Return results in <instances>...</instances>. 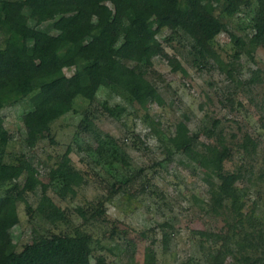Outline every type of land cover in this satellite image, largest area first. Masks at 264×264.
Masks as SVG:
<instances>
[{
	"label": "trees",
	"instance_id": "trees-1",
	"mask_svg": "<svg viewBox=\"0 0 264 264\" xmlns=\"http://www.w3.org/2000/svg\"><path fill=\"white\" fill-rule=\"evenodd\" d=\"M0 11V264H109L104 255H95L93 235L76 226L68 210L48 193L52 188L63 199L74 198L89 183L73 161L71 147L49 168L47 183L25 175L33 165L27 155L6 161L11 136L1 111L25 104L22 121L30 148L48 137L53 122L69 114L80 116L76 131L80 134L91 130L101 110L121 118L128 107L133 114L140 107L141 121L153 128V106L164 105L150 79L155 59L183 72L181 60L167 49L174 39L183 40L196 63H214L232 79L241 56L253 59L256 47H264V0H0ZM243 12H250L248 31L238 35L231 23ZM152 31H165L166 44L157 41ZM223 32L236 46L229 62L217 51V38ZM259 71L253 70L247 83L255 82ZM101 93L120 101L100 103ZM207 135L208 140L201 141L185 120H178L166 135V150L168 156L184 155L214 179L205 199L211 212L225 210L233 218L245 212L246 224L229 227L226 239L212 246L208 264H225L229 257V264H264V219L255 206L248 205L247 196L251 183L264 181V171L255 178L254 167L244 160L256 152L258 141L244 132L241 138L232 136L229 146L221 130ZM138 141L136 136L133 142ZM235 149L244 158L229 168ZM124 151L122 143L107 134L98 152L106 165L115 167L114 160L119 159L129 165ZM112 179L105 183L107 193L76 207L83 222L105 215L108 203L120 192L162 194L143 169ZM38 191L33 205L29 197ZM19 203L25 204L30 217L40 218L45 232L18 251L11 248V230L20 221ZM161 226L166 245L173 224ZM198 233L202 238L207 235Z\"/></svg>",
	"mask_w": 264,
	"mask_h": 264
},
{
	"label": "rangeland",
	"instance_id": "rangeland-1",
	"mask_svg": "<svg viewBox=\"0 0 264 264\" xmlns=\"http://www.w3.org/2000/svg\"><path fill=\"white\" fill-rule=\"evenodd\" d=\"M249 18L250 12L233 18V31L238 35L248 31ZM152 33L157 41L166 44L165 31ZM167 49L178 56L185 70L174 72L166 60L155 59V72L150 79L164 98V105H154L151 112L156 118L153 126L156 130L141 121L144 110L140 107L135 114L134 109L128 107L121 118L101 110L91 130L80 134L76 132L80 116L69 114L53 122L48 137L35 148H30L25 142L26 129L22 121L25 104L1 111L4 126L11 136L6 147V161L11 163L21 154L27 155L33 165L25 175L47 183L49 168L54 167L71 147L70 155L77 167L84 171L89 183L74 198L67 196L63 199L52 188L48 193L68 210L76 226L93 235L95 255H104L109 264H208L212 246H219L226 239L231 232L229 227L246 224L245 212H239L235 218L225 210L211 212L205 199L214 179L184 155L168 156L166 135L178 120H185L191 131L200 134L201 141L208 140L207 132L215 134L221 130L229 146L233 145L232 136L236 135L238 139L244 132H249L259 145L251 158L244 160L254 167L255 178L264 171V47H256L253 59L243 54L236 62L232 79L214 63H196L183 40L174 39ZM235 50L229 34L221 33L217 38L221 58L227 62L233 60ZM256 69L260 70L256 81L247 83ZM98 100L100 103L108 101L110 105L120 101L118 97H109L105 93H101ZM107 134L124 146L123 155L128 166L119 159L114 160L115 167H111L100 157L98 151ZM136 136L141 141L133 142ZM242 155V151L235 149L227 166L233 168L244 158ZM141 169L152 178L163 195L151 191L135 196L120 192L108 203L105 215L83 222L76 211L77 206L85 205L86 199H96L102 192L107 193L105 183L113 181L112 176L121 179ZM24 178L22 176L21 181ZM38 195L40 191L29 197L31 204L36 205ZM247 196L248 205L255 206L264 219V181L251 183ZM18 210L20 221L11 230V248L19 251L24 245L39 240L45 231H41L40 218L30 217L24 203H19ZM164 222L173 224V230L168 229L170 236L166 245L162 241L164 229L161 224ZM198 231L206 232V238H202ZM230 261L229 257L225 264Z\"/></svg>",
	"mask_w": 264,
	"mask_h": 264
}]
</instances>
